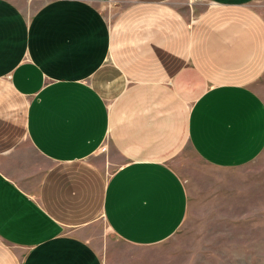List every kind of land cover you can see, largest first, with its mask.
Returning <instances> with one entry per match:
<instances>
[{
    "label": "crops",
    "instance_id": "obj_1",
    "mask_svg": "<svg viewBox=\"0 0 264 264\" xmlns=\"http://www.w3.org/2000/svg\"><path fill=\"white\" fill-rule=\"evenodd\" d=\"M105 1L0 0V264H105L86 235L100 218L165 241L188 212L170 165L186 144L218 168L264 151L257 0L195 19L179 0H110L109 19Z\"/></svg>",
    "mask_w": 264,
    "mask_h": 264
},
{
    "label": "rangeland",
    "instance_id": "obj_2",
    "mask_svg": "<svg viewBox=\"0 0 264 264\" xmlns=\"http://www.w3.org/2000/svg\"><path fill=\"white\" fill-rule=\"evenodd\" d=\"M204 0H179L190 19L204 7ZM256 7L264 15V0ZM106 0L111 19L119 8ZM255 89L264 99V73ZM188 108L192 101H187ZM107 169L121 161L113 154ZM188 189V212L182 226L168 239L150 246L117 238L103 218L89 229V240L105 264H264V151L252 162L234 168L206 163L186 144L171 160Z\"/></svg>",
    "mask_w": 264,
    "mask_h": 264
},
{
    "label": "built area",
    "instance_id": "obj_3",
    "mask_svg": "<svg viewBox=\"0 0 264 264\" xmlns=\"http://www.w3.org/2000/svg\"><path fill=\"white\" fill-rule=\"evenodd\" d=\"M105 146H106V145H102V146L100 147V150H99V151H104V150L106 149Z\"/></svg>",
    "mask_w": 264,
    "mask_h": 264
}]
</instances>
